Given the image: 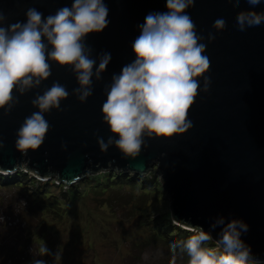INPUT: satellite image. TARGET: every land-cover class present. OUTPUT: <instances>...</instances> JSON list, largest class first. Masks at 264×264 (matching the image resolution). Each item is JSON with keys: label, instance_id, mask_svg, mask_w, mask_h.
<instances>
[{"label": "water", "instance_id": "water-1", "mask_svg": "<svg viewBox=\"0 0 264 264\" xmlns=\"http://www.w3.org/2000/svg\"><path fill=\"white\" fill-rule=\"evenodd\" d=\"M72 0H0V11L11 21L23 20L29 7L45 16ZM109 26L91 34L88 44L94 54L108 52L112 61L102 82L94 81V94L86 104L74 96L62 103L61 111L46 116L51 131L41 149L24 155L15 148L16 132L34 109L31 93L20 100L10 116L0 113V172L22 170L41 177H56L68 186L89 174L118 170L146 175L155 169L171 201L172 216L178 224L205 231L217 217L242 219L249 230L242 239L252 254L264 262V25L241 32L236 15L249 10L247 0H195L188 10L200 35H214L206 54L211 62L198 95L189 110L192 126L172 139H146L147 147L136 158H124L115 148L102 152L97 137L110 135L102 122L101 106L105 84L113 73L133 58L132 41L138 25L149 13L166 11V0H105ZM256 11H264V3ZM226 12L225 26L216 30L214 21ZM54 81L69 93L77 87L68 69L53 66ZM66 145V147H64ZM217 227L211 236L218 239Z\"/></svg>", "mask_w": 264, "mask_h": 264}, {"label": "clouds", "instance_id": "clouds-1", "mask_svg": "<svg viewBox=\"0 0 264 264\" xmlns=\"http://www.w3.org/2000/svg\"><path fill=\"white\" fill-rule=\"evenodd\" d=\"M247 3L249 10L236 15V27L241 32L264 25V11L255 10L264 0ZM194 6L195 0H166V11L149 13L138 25L139 35L131 43L134 58L119 73H113L104 86L106 99L101 114L110 135L106 141L97 137L102 152L115 148L124 158L134 159L147 147L146 139H172L192 126L189 110L201 81L211 83V76H205L211 62L206 51L208 41L214 39L213 34L198 33L188 14ZM108 16L105 0H72L70 6L47 16L29 7L25 18L14 22L0 11V113L10 116L21 98L35 93L31 100L34 111L16 132L18 152L27 155L41 149L51 131L46 116L61 111L70 95L80 104L92 98L94 81L102 82L112 57L108 52L94 54L88 37L108 28ZM227 20V13H221L213 28L222 29ZM53 66L68 69L75 77L77 87L71 94L59 81L44 87L52 77ZM4 148L0 140V150ZM217 227L221 228L219 238L210 247L207 242ZM248 230L244 220L228 222L221 216L208 231L195 227L187 240L173 247L187 254V264H262L242 239ZM40 251L49 254L47 247ZM33 264L45 261L34 259ZM168 264H177L175 254Z\"/></svg>", "mask_w": 264, "mask_h": 264}, {"label": "rangeland", "instance_id": "rangeland-1", "mask_svg": "<svg viewBox=\"0 0 264 264\" xmlns=\"http://www.w3.org/2000/svg\"><path fill=\"white\" fill-rule=\"evenodd\" d=\"M19 171L37 181L35 185L26 181L31 187L27 191L0 188V264H33L34 259H43L45 264H168L173 254L177 264H187V257L156 241L153 234L157 222L173 215L164 189L146 196L144 190L128 185L98 193L82 187L83 198L77 202L63 207L35 205L30 192L42 183L55 179L50 191L60 200L65 191L57 186L56 177H41L25 166ZM44 247L48 255L41 253Z\"/></svg>", "mask_w": 264, "mask_h": 264}, {"label": "trees", "instance_id": "trees-1", "mask_svg": "<svg viewBox=\"0 0 264 264\" xmlns=\"http://www.w3.org/2000/svg\"><path fill=\"white\" fill-rule=\"evenodd\" d=\"M20 170V169H19ZM17 170L12 174L4 175L0 173V188L4 189H23L27 191L31 189L29 184L26 181H30V185H35V179L25 175L23 171ZM40 181V180H39ZM44 182V181H40ZM50 184L42 183L41 187H38L34 192H30V197L33 199L35 205L45 204H56L60 207H63V204L74 203L77 200L83 198V190L91 189L95 193L100 192L101 190H111L123 188L124 186H131L135 189L144 190L146 196L157 194L161 189H164L163 184L160 180V177L157 175L156 170L153 169L146 175H134L131 173H126L124 171H110L102 174H89L83 179L79 180V184L76 186H68L66 183H59L57 186H60L61 190L64 192V199H58L53 196V193L50 191L51 187H55V179L50 181ZM82 187L84 188L82 190ZM174 218L171 214L165 215L159 222L156 223L157 228L153 227V234L155 235V240L163 242L166 247L170 250L178 252L182 258L187 257L186 253H182L179 247L174 248V243L178 244L181 241L187 240V238L193 234L191 229H186L183 226L173 224ZM166 222L169 223L166 225ZM208 246H215V242L210 240L207 242ZM3 250L8 253L10 250ZM188 258V257H187Z\"/></svg>", "mask_w": 264, "mask_h": 264}]
</instances>
